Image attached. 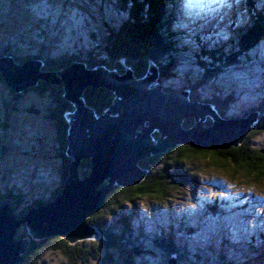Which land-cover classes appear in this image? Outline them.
I'll return each mask as SVG.
<instances>
[{
	"label": "rangeland",
	"instance_id": "1",
	"mask_svg": "<svg viewBox=\"0 0 264 264\" xmlns=\"http://www.w3.org/2000/svg\"><path fill=\"white\" fill-rule=\"evenodd\" d=\"M27 2L36 7L29 8ZM171 2L164 4V9L172 10L179 20H184L175 29L171 28L175 24H167L173 34L165 33V42L169 40L172 43L167 44L171 50L185 45L189 55V58L178 55L172 59L168 74L162 79L164 87L171 91H179L187 81L189 85L198 83L201 69L190 57L192 51L200 47L209 51L216 45H225L242 25L250 22L249 5L253 6L255 12L264 15V0ZM118 5L124 8V4ZM116 6V0H7L2 5L4 9H1L7 8L0 18V51L6 44L14 42L11 48L18 58L40 54V49L44 47V59H48L47 51L51 50L53 57L67 52L102 66L100 63H109L104 55L105 36L108 33L106 28L120 24L127 14ZM183 30L186 31L185 36L177 38L175 31ZM40 31L46 32L42 36ZM193 32L200 36L208 33L209 36L203 37L198 47L191 48L187 38ZM21 33H30V36L26 34L25 39ZM24 39L32 43L27 42L23 47L17 44ZM253 52L250 60L242 59L240 63L232 64V67L219 68L213 72L211 79L197 88L196 94L202 99H211L212 93L218 94V91L221 95L223 90L235 93V98L227 102L230 109L227 112L231 115H242L250 106L264 105V40L256 51L263 59L259 69ZM120 67L121 63L116 62L111 63L110 69ZM41 68L47 71L43 63ZM7 88L0 84V102L10 96ZM48 97V93L39 95L29 92L12 107L5 109L0 103V125H5L4 129L0 128V192H12L20 198L17 210L14 209L18 217L21 210L34 202L50 200L51 194L61 184L60 160L63 163V158L56 147L55 135L58 131L53 126L55 121L49 119L51 110L47 104L51 103ZM63 101L69 109L63 113L64 116L65 113L73 112L74 108L64 98ZM33 109H36L37 114ZM211 124L207 116L204 125L209 127ZM261 130L251 140L252 146L264 145V128ZM65 150L66 147L64 153ZM166 152L149 157L161 155L158 158L161 161L155 163L152 171L166 168L173 181L180 170L190 174L179 184L181 187L169 192L166 200L135 199L132 203L122 204L115 215L109 212L110 216H106L103 224L111 226L108 230L112 228L118 233L124 231L128 242L124 240L117 251L111 252L114 259L105 257L95 264H169L168 261L177 256H167L158 246V241L170 233L171 227L174 228L172 244L182 256L180 262L176 258L178 264H264V179L240 172L233 174L234 170L229 167L219 170L214 163L204 160L205 156L187 158L175 165L171 158L174 154ZM222 162L220 164L228 165V162ZM106 185L105 181L99 188ZM113 187L119 186L114 184ZM212 203L221 205L226 211L224 216L212 215ZM38 206L41 205L33 207ZM219 228L220 231H217ZM19 233L20 228L15 237ZM130 243V246H135V254L126 245ZM102 253L104 257L105 251L102 250ZM42 261L41 264H60L61 259L48 255Z\"/></svg>",
	"mask_w": 264,
	"mask_h": 264
},
{
	"label": "water",
	"instance_id": "2",
	"mask_svg": "<svg viewBox=\"0 0 264 264\" xmlns=\"http://www.w3.org/2000/svg\"><path fill=\"white\" fill-rule=\"evenodd\" d=\"M120 63L121 71L103 65L88 68L75 61L64 70L48 72L41 70L39 60L17 65L8 56L0 57V75L11 91L23 93L40 81L61 85L63 98L74 108L64 114L68 123L65 154L73 161L60 195L20 217L15 215L11 200L0 203V264L23 263L28 241L14 238L21 226L35 240L51 236L70 243L97 239L101 234L87 225L86 219L104 207L114 184L123 188L143 180L147 172L141 170L140 160L177 146L206 150L237 147L257 121V113L227 120L211 105L192 102L187 91L164 92L152 62L141 76ZM87 88L112 94L103 114L97 115L86 105L82 96ZM207 116L212 121L209 127L204 125ZM187 119L193 120L189 128L183 126ZM154 132L159 135L156 140ZM84 159L91 161V169L89 176L80 179L79 162ZM105 181L107 185L99 188ZM176 258L168 263L178 264Z\"/></svg>",
	"mask_w": 264,
	"mask_h": 264
},
{
	"label": "trees",
	"instance_id": "3",
	"mask_svg": "<svg viewBox=\"0 0 264 264\" xmlns=\"http://www.w3.org/2000/svg\"><path fill=\"white\" fill-rule=\"evenodd\" d=\"M6 1L7 0H0V18L3 17L2 12H7V8L1 10L3 8L2 5H5ZM138 1L140 0H116V8L127 14L126 18L121 21L120 24H115L114 26H111V28H106L108 33L105 36L104 55L109 63H100V65H105L109 68L111 63L123 61L125 65L131 67L136 76H141L144 75L147 64L152 62L158 67L160 74L159 83L161 84L163 91L172 92L170 89L164 87L162 79L167 76L173 58H177L178 55L189 58V55L188 49L185 45L182 47H175V49L172 48L171 50V47H168L167 44L170 45L172 43L169 42V40L165 42V33L169 32V35H171V33L173 34V32L170 33L168 27L173 23L175 25L174 27L171 26V28L175 29V26H178L180 24L179 22L183 23L182 20L184 19L179 20L172 10L164 9V4H172L173 2L171 1L173 0ZM30 3L27 2L29 8L36 7H32ZM120 3L124 4V8L119 7L118 4ZM248 7L250 9L248 12L251 13L250 22L246 25H242L241 28L232 35V38L226 41L225 45H216L212 49H209V51H205L202 47H200L199 50L196 49L195 51H192L193 54H191L190 57L194 58L195 64L201 69V77L199 78V81H197L198 83H195L196 85H189V81H187V84L180 89H187L190 91V99L192 102L198 101L200 103L211 105L222 118L234 121L241 117H246L251 113H257V121L252 125L250 131L237 147H230L226 150H206L197 147L177 146L169 149L166 153L174 154L171 158L174 159L175 165L186 161L187 158L194 159L197 156H205L204 160L214 163L219 170L229 167L231 170H234L233 174H238L240 172L257 179H264V154L262 153L264 145L261 144V146L259 145L258 147L252 146L251 142L255 136L261 133V129L264 128V119H262L264 115V105L259 104L253 107L250 106L242 113V115H231L227 112L230 110L227 106V102L235 98V93H226V91L223 90V94L221 95L220 91H218V94L212 93L213 96L211 99H202L196 94L197 88L201 87L203 83L205 84L206 81L211 79L210 75L213 72L219 68L232 67V64H238L242 59L250 60L252 58L251 54L253 50L255 61L258 65L257 69L263 65V59L256 54V51L260 47V43L264 40V15L261 14L262 12H255L253 6L249 5ZM14 8H16L15 5ZM50 8L53 7L51 6ZM50 8L49 11L51 12L52 9ZM136 8L137 11L135 10ZM2 24L3 26L5 25L4 23ZM50 24L51 22L49 21V25ZM167 24L170 25L168 26ZM184 25H186V23H184ZM43 32L40 31L39 33L43 36L45 34ZM185 32V30L178 32L175 31L177 35L176 37H179V39L182 38L185 36ZM21 34V36H23L22 38H25V36H27L26 34L30 36V33ZM14 35L15 34L10 36ZM208 36V33L203 36L194 32L193 34L191 33L190 37L187 38L189 46H191V48L193 46L198 47L201 39L203 37L207 38ZM176 37H174V39ZM25 39L22 40V42L19 41L17 44H20V46L23 47L27 42L28 44L32 43ZM11 43L15 44L14 42ZM11 43H8L1 48L0 57L8 56L12 58L16 64L22 63L24 60H39L45 65L47 71L52 72L64 70L69 64L75 61L85 63L88 68H93L99 65L98 63L85 60V58L67 52H62L53 57L51 50L47 51L48 59H44V53L46 52L44 47L40 49V54L18 58L14 55V51H12ZM169 51L172 52L170 53ZM118 69L119 71L122 70L121 67ZM41 70L45 71L42 68ZM257 71L259 72V70ZM0 84L3 86L6 85L1 75ZM8 91L10 96L0 102L5 109L8 108V106L12 107L15 103L17 105L18 100L29 92H34L39 95H45L46 93L49 94V103H51V105L47 104V108L49 111L51 110V116L49 119L55 121V125L53 124V126H55L58 131L55 135L57 143L56 147L59 150L60 156L63 158V163L58 158L62 164V167L60 168L61 184L51 194L50 200H47V202L53 201L61 193L62 186L68 176V167L70 163V159L66 157L64 153L67 143V123L63 118V113L69 111V109L62 98V86H47L44 82L40 81L37 86L27 89L23 93H16L10 89H8ZM82 97L86 105L93 108L97 115L103 114L110 106L113 99L112 94L108 91L103 89L94 90L91 88H87ZM33 110L36 111V109ZM192 124L193 120L188 119L184 121L183 126L189 128ZM1 127L2 126L0 125V128ZM2 128L4 129L5 125H3ZM152 135L155 140L159 137L156 132ZM159 157L161 158V155L157 158L151 157L139 161L140 168L147 172L143 180L135 186L123 188L113 187L112 191L106 197V204L104 207L99 210V212L86 219L87 225L95 228L101 234L97 239L79 240L70 243L62 237L51 236L41 240H35L30 238L26 227H20V233L16 235L15 239L28 241V245L22 254V264H41L44 257L48 255L59 257L61 259L60 264H95L98 260L102 261L105 257H112L114 259L115 257L112 256L111 252L114 250L117 251L120 248L119 245L123 244L124 240L128 242V239H126L124 231L118 233L117 231H113L112 228L108 230L111 226L103 224L106 216H110L109 212L115 215L114 213L119 212L120 208L123 206L122 204H127L129 202L132 203L135 199L147 198L152 200H166L169 198V192L175 190L174 188H178L181 183L185 181L187 174H190L189 172H182L180 170L179 172H176V174H178V177H176L178 180L176 181L175 178L173 181L166 168L152 171L155 169V163L157 164L161 161L158 159ZM222 161L228 162V165L225 166L220 164L224 163ZM90 169L91 161L87 159L81 160L79 162V178L84 179L89 176ZM5 199H10L13 202L14 209L17 210L16 207L20 203V198L18 196L13 195L12 192L2 194L0 192V203ZM43 203L46 202L36 201L30 207L21 210L19 215L21 216L33 206ZM210 212L212 215L224 216L226 211L224 212L221 205L213 204L212 208H210ZM170 230L171 231L167 236H163L159 239L158 246L163 249L167 256L169 254L177 256L178 262H180L182 256L179 251L174 248L171 241V238L174 235V228L171 227ZM217 231H220V228ZM165 237L167 238L166 240L164 239ZM126 245L129 246L131 253H136L134 250L135 246H130L132 243ZM102 250L105 251L104 257L102 256Z\"/></svg>",
	"mask_w": 264,
	"mask_h": 264
}]
</instances>
